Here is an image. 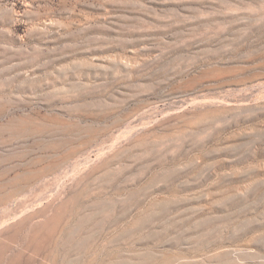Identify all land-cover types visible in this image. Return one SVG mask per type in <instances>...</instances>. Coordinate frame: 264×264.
<instances>
[{
	"label": "rangeland",
	"instance_id": "374dc122",
	"mask_svg": "<svg viewBox=\"0 0 264 264\" xmlns=\"http://www.w3.org/2000/svg\"><path fill=\"white\" fill-rule=\"evenodd\" d=\"M0 264H264V0H0Z\"/></svg>",
	"mask_w": 264,
	"mask_h": 264
}]
</instances>
